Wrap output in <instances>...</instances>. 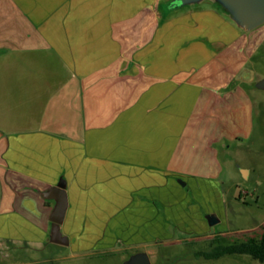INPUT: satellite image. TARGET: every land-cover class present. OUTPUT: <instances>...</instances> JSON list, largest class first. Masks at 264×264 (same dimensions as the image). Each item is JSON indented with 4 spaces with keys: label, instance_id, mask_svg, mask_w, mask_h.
Here are the masks:
<instances>
[{
    "label": "rangeland",
    "instance_id": "obj_1",
    "mask_svg": "<svg viewBox=\"0 0 264 264\" xmlns=\"http://www.w3.org/2000/svg\"><path fill=\"white\" fill-rule=\"evenodd\" d=\"M158 2L11 0L9 29L51 37L74 60L96 160L115 157L99 155L103 148L131 141L140 104L138 146L172 148L181 172L180 189L172 187L167 202L155 199L170 236L144 250L87 251L48 236L39 251L0 254V264H122L138 251L151 264H264L248 255H196L217 235L225 243L259 237L264 224V87L256 86L264 80V24L242 31L209 2L163 17ZM158 157L153 170L168 180ZM209 209L218 222L207 230L200 214Z\"/></svg>",
    "mask_w": 264,
    "mask_h": 264
},
{
    "label": "crops",
    "instance_id": "obj_2",
    "mask_svg": "<svg viewBox=\"0 0 264 264\" xmlns=\"http://www.w3.org/2000/svg\"><path fill=\"white\" fill-rule=\"evenodd\" d=\"M166 2L168 14L163 13ZM170 2L156 4L163 17L190 7L171 8ZM0 11V254L41 249L50 233L55 202L40 193L60 179L68 203L60 230L71 249L120 245L122 250H144L170 236L155 199L167 202L166 193L172 187L180 189L175 178L181 172L170 157L172 148L160 155L153 142L147 148L138 146L140 104L136 102L126 135L131 141L103 148L99 155L111 151L115 157L96 160L90 112L86 116L90 103L86 104L74 60L51 37L20 29L11 33V0H0ZM158 156L169 172L168 180H160L153 170ZM206 213L214 214L210 209ZM200 219L209 230L203 214Z\"/></svg>",
    "mask_w": 264,
    "mask_h": 264
},
{
    "label": "water",
    "instance_id": "obj_3",
    "mask_svg": "<svg viewBox=\"0 0 264 264\" xmlns=\"http://www.w3.org/2000/svg\"><path fill=\"white\" fill-rule=\"evenodd\" d=\"M202 2L220 6L242 31L248 32L264 24V0H171L169 7H185ZM256 86L263 88L264 80L257 82ZM40 194L44 199H52L55 202L49 216L51 222L49 241L57 245H68L67 236L60 230L68 204L64 181L60 179L55 186L47 188ZM205 218L210 226L218 222L215 214H207ZM122 264H151V261L147 252L138 251L131 254Z\"/></svg>",
    "mask_w": 264,
    "mask_h": 264
},
{
    "label": "trees",
    "instance_id": "obj_4",
    "mask_svg": "<svg viewBox=\"0 0 264 264\" xmlns=\"http://www.w3.org/2000/svg\"><path fill=\"white\" fill-rule=\"evenodd\" d=\"M168 2L164 4V14H168L171 10L167 9ZM222 13L226 14L220 6L214 4ZM211 249L208 251H198L196 255L204 259H218L224 255H248L253 259L260 262H264V224L262 225V230L259 237H248L242 241H233L230 243H225L224 238L220 236H215L212 238Z\"/></svg>",
    "mask_w": 264,
    "mask_h": 264
}]
</instances>
